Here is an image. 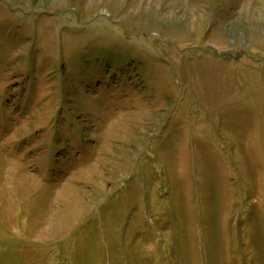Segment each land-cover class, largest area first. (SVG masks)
Masks as SVG:
<instances>
[{"label": "rangeland", "instance_id": "obj_1", "mask_svg": "<svg viewBox=\"0 0 264 264\" xmlns=\"http://www.w3.org/2000/svg\"><path fill=\"white\" fill-rule=\"evenodd\" d=\"M0 264H264V0H0Z\"/></svg>", "mask_w": 264, "mask_h": 264}]
</instances>
